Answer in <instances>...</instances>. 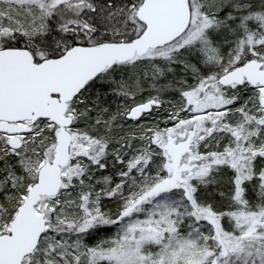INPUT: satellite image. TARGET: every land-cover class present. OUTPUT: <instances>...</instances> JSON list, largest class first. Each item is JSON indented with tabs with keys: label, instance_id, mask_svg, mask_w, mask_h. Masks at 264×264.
<instances>
[{
	"label": "snow or ice",
	"instance_id": "6c2138e0",
	"mask_svg": "<svg viewBox=\"0 0 264 264\" xmlns=\"http://www.w3.org/2000/svg\"><path fill=\"white\" fill-rule=\"evenodd\" d=\"M0 264H264V0H0Z\"/></svg>",
	"mask_w": 264,
	"mask_h": 264
}]
</instances>
